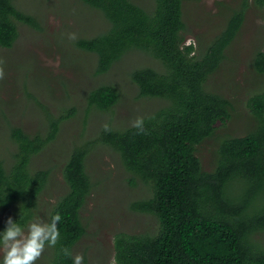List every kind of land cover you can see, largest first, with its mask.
<instances>
[{"label":"trees","instance_id":"obj_1","mask_svg":"<svg viewBox=\"0 0 264 264\" xmlns=\"http://www.w3.org/2000/svg\"><path fill=\"white\" fill-rule=\"evenodd\" d=\"M82 2L99 10L108 22L102 33L75 40L77 48L95 54V74L107 72L131 50L149 54L161 66L135 67L130 77L139 96L165 102L140 118L138 126L106 125L100 132L101 141L119 153L125 169L150 190L131 206L153 215L158 223L153 231L117 232L115 264H264V242L257 238L264 231V89L246 102L254 127L221 140L211 171L203 169L196 155V146L214 133L216 123L230 117V100L208 90L206 82L238 32L246 2L232 11L209 43L198 48L185 42L183 0H154L150 10L133 0ZM252 4L264 8V0ZM19 22L35 24L13 0H0V47L12 46ZM251 65L264 75V49L255 52ZM85 97V114L91 108L107 111L117 103L119 90L100 84ZM75 113L73 106L63 108L49 118L44 134L11 128L16 149L9 165L0 158V209L12 207L13 220L33 216L48 180V170L30 168L31 157L55 139L60 123ZM88 150V145L74 148L63 164L67 189L47 217L60 213V239L48 247L47 264H71L61 249L73 254L85 233L80 212L93 185L86 169Z\"/></svg>","mask_w":264,"mask_h":264},{"label":"rangeland","instance_id":"obj_2","mask_svg":"<svg viewBox=\"0 0 264 264\" xmlns=\"http://www.w3.org/2000/svg\"><path fill=\"white\" fill-rule=\"evenodd\" d=\"M33 16L35 24L17 23L12 46L0 47V158L6 165L16 149L10 137L18 126L28 134H44L49 118L73 106L76 113L59 125L52 141L30 159L32 170H48L33 215L47 220L49 210L67 186L62 167L76 147L88 145L86 169L92 181L91 193L81 209L85 233L73 248L84 256V264H115L114 235L157 229L155 217L136 211L131 203L150 195L148 187L128 172L120 155L101 141L106 125L124 128L164 103L163 99L138 95L130 77L135 67L160 68L149 54L131 50L103 74H95L96 56L76 47L75 40L102 33L108 22L101 12L82 0H13ZM150 10L154 0H133ZM246 2L242 24L225 49V57L206 82L208 90L230 100V117L216 123L214 133L196 146L204 170L214 168L216 150L222 139L242 136L254 127L247 99L264 89V75L257 73L252 58L264 49V8L252 0H183L185 42L194 48L205 45L225 26L229 15ZM100 84L115 86L119 98L107 111L86 107L85 94ZM131 179L134 182H131ZM12 207L0 209V222L13 216ZM264 242V231L257 234ZM45 248L36 264H47Z\"/></svg>","mask_w":264,"mask_h":264},{"label":"clouds","instance_id":"obj_3","mask_svg":"<svg viewBox=\"0 0 264 264\" xmlns=\"http://www.w3.org/2000/svg\"><path fill=\"white\" fill-rule=\"evenodd\" d=\"M139 124L137 120L135 125ZM60 220L59 212L53 213L47 220L38 215L23 222L7 217L0 229V264H36L45 248L55 246L60 239ZM61 251L65 257L71 258V264H84L82 254L73 255L68 248Z\"/></svg>","mask_w":264,"mask_h":264}]
</instances>
